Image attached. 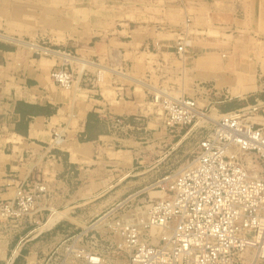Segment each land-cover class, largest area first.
<instances>
[{
	"label": "rangeland",
	"instance_id": "1",
	"mask_svg": "<svg viewBox=\"0 0 264 264\" xmlns=\"http://www.w3.org/2000/svg\"><path fill=\"white\" fill-rule=\"evenodd\" d=\"M136 1H139L148 12H154L156 16L151 19L156 23L158 31L164 30L168 34L167 37L161 36L162 38L173 39L174 36L169 35V31H171L179 33L177 42L183 40L186 44L187 57L182 61H179L175 54L177 42L174 43L175 47L172 49L176 57L174 64L183 75L186 72H192L194 63L196 66L200 57H208L206 59L213 61L211 68L196 70L194 66L193 71L196 79L213 80V82L201 84L205 90L200 96L195 95V87L193 95L187 92V86L192 82V79H187V77L186 80L185 77L182 79L183 82L181 79L167 80L162 87L158 86L156 77H153L151 83L152 87L164 90L171 97H180V91H182V97L195 98L196 106L203 110L207 121L201 122L199 119L196 124L185 128H175L171 133L164 130L161 125L160 107L150 104L148 94L152 92L145 86L132 83V80L129 79H136V59L128 54L122 57V52L120 53L118 48L126 49L127 44L133 40L132 36L136 28L145 22L144 17L136 16ZM21 2L34 8L32 12L36 13L37 17L34 16L32 20L42 19L51 22V24L45 28L29 27L30 31L24 32L21 29L11 28L8 20L0 18V34L15 39L21 38L25 42H34L39 47L65 52L75 58H86L89 60L88 62L96 64H93L95 66L93 69L87 68L90 71L87 75L85 74L87 77L82 75L80 67L74 63L69 62L70 66L67 68L72 77L75 75L73 69L74 72H79L84 76L83 79L86 83L87 78L93 77L89 76L91 72H99L101 81L97 86L105 90V98H110L113 95L109 85L112 77L116 75H114L116 71L128 76L129 78H125L116 75L120 81L131 86L135 99L136 96L142 99V103L149 111L150 120H148L147 126L143 122L136 125L135 121L127 119L128 124L125 128L127 137L129 139L133 136V132L128 133L127 127L140 128L142 135L139 137L147 138L151 135L149 133H152L153 138L156 139L157 147L145 151V162L142 163L141 170L152 169V171L146 176L136 177V191L121 193L117 202L110 204L101 212L96 206L89 212L87 218L89 222L85 225H81L80 222L76 226L69 224L61 212L53 209H51V213L45 212L43 214L45 219L39 223L35 221L38 212L18 220L7 222L0 220V264H72L73 259L69 260L66 252L71 249L74 242L72 238L84 232L83 239L76 246L84 250L90 249L91 244L94 243V250L101 252L100 256L103 258L108 251L113 250V247L104 241L108 239H105L104 235L106 230H103L99 225L100 220L105 219L107 213L114 209L115 217L128 215L134 211L138 203L144 202L147 196L151 200L161 197L162 192L151 191L149 187L156 185L166 176L169 177L168 180H173L176 174L187 166L194 156L199 141L210 132L212 123L218 119L219 114L228 112L230 108L237 109L246 105L264 103V0H243L245 10L238 11L239 13L243 12L244 16H239V21H236L238 27L231 30L219 25L212 26L210 17L206 22L203 19H192L186 12L187 10L182 8L179 0H167V2L152 0L151 3L148 0H21ZM147 5L149 7H146ZM195 20L197 24L207 23L208 31L205 34L196 35L199 38L202 36L204 40L197 39L196 33L190 30V24ZM97 21L100 22V27L93 24ZM56 25H59L58 28ZM0 42L16 46L14 43L1 39ZM150 47V51L155 50L152 44ZM28 52H33L36 59H41V63L51 56L31 51L29 48ZM119 63H121V67ZM50 64L52 65L53 62ZM98 67L112 70L106 73L99 70ZM185 67H188L187 71ZM73 80H75L74 77ZM49 82L51 83L50 79ZM214 86L220 88V91H217ZM221 86H224L225 89L221 90ZM75 88L78 89L75 90ZM226 88L229 93H226ZM58 89L68 96V100L69 97L71 100L72 95H75L79 100L84 99V94L77 86V82H74L73 89L67 91ZM244 93L247 95L241 99L240 95ZM144 94L148 98L144 99ZM230 95H232L231 98H228ZM254 119L257 124L263 123L264 113ZM101 131L102 127L99 126L90 134L95 135ZM169 137L171 139L168 142ZM96 168L102 169V171L107 170L110 174V181L117 180V177L114 176L115 168L103 167V164ZM136 194L138 195L136 196ZM58 213L62 215L61 218ZM57 220L61 221L54 226ZM51 227L53 228L51 229ZM28 231L31 232L25 236L24 233ZM32 252L35 256L33 254L30 256ZM76 264H83V262H76Z\"/></svg>",
	"mask_w": 264,
	"mask_h": 264
},
{
	"label": "crops",
	"instance_id": "2",
	"mask_svg": "<svg viewBox=\"0 0 264 264\" xmlns=\"http://www.w3.org/2000/svg\"><path fill=\"white\" fill-rule=\"evenodd\" d=\"M179 3L192 19L206 22L210 17L212 26L219 25L230 30L237 28L236 21H239V16H244L238 10H245L243 0H179ZM142 8L140 2L136 1V16L144 17L145 22L136 28L133 40L126 49L118 48L122 57L128 54L136 59V80L145 81L151 86L153 77H156L158 86L162 87L167 80L181 79L183 82L182 79L185 77L186 80L187 77L192 79L187 86V92L192 95L196 85L213 82L194 77L195 63L192 72H186L185 75L177 69L172 49L179 33L169 31V35L174 38H162L168 34L164 30L158 31L151 19L156 15ZM93 24L100 27L98 21ZM206 24H197L196 20L190 24V30L196 33L197 39L204 40L202 36L199 38L196 35L208 31ZM151 44L155 48L153 51L149 50ZM16 46L0 42V201L13 199L17 186L38 179L45 185L47 194L40 202L42 209L35 216V221H43V214L51 213L53 209L61 212L69 224L76 226L80 222L85 225L89 222V212L96 206L101 212L117 202L121 193L135 192L136 177L146 176L152 171L141 170L145 151L157 147L152 133L147 138L139 137L142 135L141 129L136 128L128 131L133 132V136L128 139L125 131L127 119L135 121L136 125L143 122L148 126L149 111L139 96L135 99L131 86L120 81L115 74L109 85L113 95L105 98L102 87H90L83 76L73 69L74 82L80 87L84 99L79 100L72 95L71 100L70 97L68 100L66 94L49 82V73L58 64V58L51 55L41 63V59H36L33 52H28V48ZM84 60L89 61L86 58ZM185 68L187 71L188 67ZM92 75L94 73L91 72L89 76ZM214 88L220 91V88ZM224 89L221 86V90ZM226 91L229 93L227 88ZM246 93L240 95L241 99ZM146 98L148 96L144 94ZM19 103L54 112L52 115L32 117L24 124L15 113ZM93 121L102 127V131L95 135L87 132ZM16 127L22 133H16ZM52 131L61 135V140L55 141L58 143L56 145L52 144ZM169 139L171 137L168 142ZM102 164L103 167L115 168L116 181H110L107 170L96 168ZM58 215L61 218L62 215ZM60 221L57 220L54 226ZM30 232L24 233L25 236ZM32 254L35 256L34 252L30 256Z\"/></svg>",
	"mask_w": 264,
	"mask_h": 264
},
{
	"label": "built area",
	"instance_id": "3",
	"mask_svg": "<svg viewBox=\"0 0 264 264\" xmlns=\"http://www.w3.org/2000/svg\"><path fill=\"white\" fill-rule=\"evenodd\" d=\"M175 54L179 61L187 57L183 40L176 43ZM58 61L48 77L58 88L68 90L74 81L67 68L70 65ZM88 71L85 68L82 75ZM92 76L87 83L99 85V72ZM195 88L198 96L205 90L200 84ZM148 95L150 103L161 109L162 128L170 133L205 117L194 98ZM263 113L264 103H256L219 114L187 166L173 180L166 176L149 187L165 192L166 198L147 196L131 214L121 217H115L112 209L99 225L106 230L104 241L113 250L103 258L94 243L82 250L76 244L85 232L79 233L66 252L71 263H264V133L262 125L252 122ZM51 139L56 145L61 135L52 131ZM46 194L38 179L17 186L13 199L0 201V220H18L39 212ZM152 230L161 233L152 234Z\"/></svg>",
	"mask_w": 264,
	"mask_h": 264
},
{
	"label": "bare ground",
	"instance_id": "4",
	"mask_svg": "<svg viewBox=\"0 0 264 264\" xmlns=\"http://www.w3.org/2000/svg\"><path fill=\"white\" fill-rule=\"evenodd\" d=\"M54 2V1H53ZM54 5V3H53ZM34 8H31L25 4H23L21 2V0H0V18H3V19H6L8 20V24L11 28H16V29H21L23 30L24 32H29L30 28L29 27H44V26H47V25H50L51 23L50 22H46V20H42V19H39V20H32V18L35 16L37 17V14L36 13H33ZM52 9V8H51ZM36 11V10H35ZM67 14V13H66ZM28 17V18H26ZM62 17V16H61ZM65 19V18H64ZM67 21V20H66ZM65 21V22H66ZM60 28V27H59ZM51 29V28H50ZM11 35V34H10ZM20 36V35H19ZM0 38H3V39H6V40H9V41H13V43H16L18 46H22V47H25V48H29L31 49V51H35V52H38V53H41L42 55H45V56H50V55H54L56 56L58 59H60L62 62H66V63H74L75 65H78L80 67V70H81V73L82 71L86 68H94L96 64L94 63H91V62H88V61H85L84 59H80V58H75L74 56H71L67 53H63V52H58V51H53L51 49H48V48H42V47H39L36 43L34 42H25L24 40H22L21 38L19 39H15L14 37H8L7 36H3L0 34ZM58 38V37H57ZM135 38V37H134ZM179 41V40H178ZM184 43V41H183ZM185 44V43H184ZM186 45V44H185ZM187 47V46H186ZM234 47V45H233ZM158 49V48H157ZM148 50V49H147ZM263 55V54H262ZM210 56V55H209ZM229 57V55H228ZM227 57V58H228ZM176 58V57H175ZM186 57L184 56L183 57V60L185 59ZM208 58V57H206ZM205 57H200L198 58V61H197V64L195 66V69L196 70H203L204 68H211L212 67V64H213V61L212 60H209V59H206ZM197 60V59H196ZM94 64V65H93ZM99 70L103 71V72H106V73H109L112 69H105V68H102V67H98ZM264 68V67H263ZM97 69V68H96ZM98 70V69H97ZM96 72V71H95ZM115 72V71H114ZM114 74H116L117 76H121V77H125V78H129L128 76L124 75L122 72H118L116 71ZM218 76V75H217ZM207 78V77H206ZM130 80H132V83L134 82V84L138 85V86H145V88H147L150 92H152V94L154 93L155 95L157 96H166L167 98L170 97V98H173V99H177V98H182L183 96V92L180 91V97H171L169 95H167V93L164 91V90H158L152 86H148L146 85L145 83L143 82H140L134 78H129ZM127 80V79H126ZM216 80V79H215ZM243 81V80H242ZM236 83V82H235ZM73 84H74V81H73ZM73 84L71 86L70 89H73ZM68 89V90H70ZM241 91V90H240ZM182 92V93H181ZM238 95V94H236ZM197 98V97H196ZM195 99V98H194ZM196 101V99H195ZM151 104V103H150ZM196 105H197V102H196ZM200 119H201V122L202 121H207L208 119H206L205 117H201L200 116ZM214 119V118H213ZM213 121V120H212ZM255 119L253 118L252 119V122H254ZM198 122V121H197ZM256 123V122H254ZM211 124V123H210ZM213 124V123H212ZM198 125V124H197ZM260 125H263L264 127V122L261 123L260 122ZM130 130H134L133 128L131 127H127V131H130ZM14 196V195H13ZM166 198V193L165 192H162V196L159 197L158 199H164ZM56 213V212H55ZM60 216V215H58ZM143 217V216H142ZM51 220V219H50ZM53 224V223H51ZM50 225V224H49ZM152 234H156V233H161L160 231L158 230H152L151 231ZM9 262V261H8ZM258 264H264V263H258Z\"/></svg>",
	"mask_w": 264,
	"mask_h": 264
},
{
	"label": "trees",
	"instance_id": "5",
	"mask_svg": "<svg viewBox=\"0 0 264 264\" xmlns=\"http://www.w3.org/2000/svg\"><path fill=\"white\" fill-rule=\"evenodd\" d=\"M52 112L54 111H50L47 109L44 111L43 108L41 109L39 107L23 106L20 103L17 104L15 108V113L20 116V122L24 124H27L32 117L39 115H52ZM99 126H101L100 123L93 121V124L88 126L87 132L90 133L94 130H97ZM15 132L18 134L22 133L19 127L18 128L16 127Z\"/></svg>",
	"mask_w": 264,
	"mask_h": 264
}]
</instances>
